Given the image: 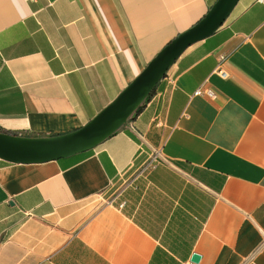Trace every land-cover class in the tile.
Segmentation results:
<instances>
[{
  "label": "crops",
  "instance_id": "crops-1",
  "mask_svg": "<svg viewBox=\"0 0 264 264\" xmlns=\"http://www.w3.org/2000/svg\"><path fill=\"white\" fill-rule=\"evenodd\" d=\"M213 1L0 0V128L81 126ZM0 264H264V0H237L96 146L0 157Z\"/></svg>",
  "mask_w": 264,
  "mask_h": 264
},
{
  "label": "water",
  "instance_id": "water-1",
  "mask_svg": "<svg viewBox=\"0 0 264 264\" xmlns=\"http://www.w3.org/2000/svg\"><path fill=\"white\" fill-rule=\"evenodd\" d=\"M237 0H214L195 22L178 31L94 116L65 132L30 135L0 130V157L12 162H41L96 146L138 110L179 53L218 27ZM197 255L193 254L192 259Z\"/></svg>",
  "mask_w": 264,
  "mask_h": 264
},
{
  "label": "built area",
  "instance_id": "built-area-1",
  "mask_svg": "<svg viewBox=\"0 0 264 264\" xmlns=\"http://www.w3.org/2000/svg\"><path fill=\"white\" fill-rule=\"evenodd\" d=\"M218 72L222 75V76H225L226 75V72H225V70H223V69H221V68H218ZM204 92L205 94H207L208 96H213L214 95V93L212 92V90H210V89H200V88H196L195 90H194V92L193 93H199V92Z\"/></svg>",
  "mask_w": 264,
  "mask_h": 264
},
{
  "label": "trees",
  "instance_id": "trees-1",
  "mask_svg": "<svg viewBox=\"0 0 264 264\" xmlns=\"http://www.w3.org/2000/svg\"><path fill=\"white\" fill-rule=\"evenodd\" d=\"M143 103H144V101L142 102V104H143ZM142 104H141V105H142ZM141 105L138 107V109L141 107ZM0 130H3V129L0 128Z\"/></svg>",
  "mask_w": 264,
  "mask_h": 264
}]
</instances>
